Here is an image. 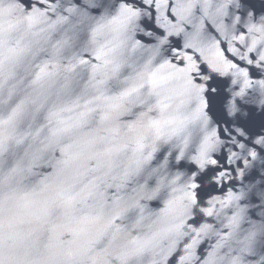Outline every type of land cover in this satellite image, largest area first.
<instances>
[{"label": "water", "instance_id": "95a60500", "mask_svg": "<svg viewBox=\"0 0 264 264\" xmlns=\"http://www.w3.org/2000/svg\"><path fill=\"white\" fill-rule=\"evenodd\" d=\"M0 264H264V0H0Z\"/></svg>", "mask_w": 264, "mask_h": 264}]
</instances>
